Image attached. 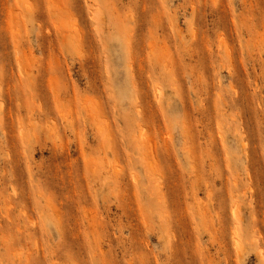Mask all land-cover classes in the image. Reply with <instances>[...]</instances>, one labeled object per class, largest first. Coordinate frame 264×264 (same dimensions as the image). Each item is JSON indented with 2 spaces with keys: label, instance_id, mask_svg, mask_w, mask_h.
Here are the masks:
<instances>
[{
  "label": "rangeland",
  "instance_id": "rangeland-1",
  "mask_svg": "<svg viewBox=\"0 0 264 264\" xmlns=\"http://www.w3.org/2000/svg\"><path fill=\"white\" fill-rule=\"evenodd\" d=\"M0 264H264V0H0Z\"/></svg>",
  "mask_w": 264,
  "mask_h": 264
},
{
  "label": "bare ground",
  "instance_id": "bare-ground-1",
  "mask_svg": "<svg viewBox=\"0 0 264 264\" xmlns=\"http://www.w3.org/2000/svg\"><path fill=\"white\" fill-rule=\"evenodd\" d=\"M94 16H95V15H94ZM96 17H97V16H96ZM159 91H160V90H159ZM160 95H161L160 92H158V96H157V98H159ZM235 209H236V208H235ZM235 209H234V211H235ZM233 213H234V212H233ZM234 215H235L236 218L238 217V216H237L238 214H236V212L234 213ZM239 247H240V246H238V248H239Z\"/></svg>",
  "mask_w": 264,
  "mask_h": 264
}]
</instances>
